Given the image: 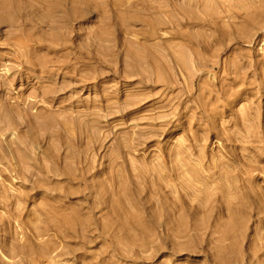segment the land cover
<instances>
[{"label": "rangeland", "instance_id": "1", "mask_svg": "<svg viewBox=\"0 0 264 264\" xmlns=\"http://www.w3.org/2000/svg\"><path fill=\"white\" fill-rule=\"evenodd\" d=\"M0 264H264V0H0Z\"/></svg>", "mask_w": 264, "mask_h": 264}]
</instances>
